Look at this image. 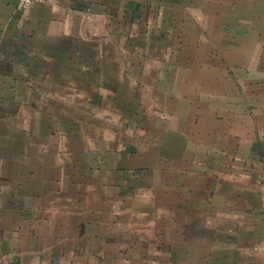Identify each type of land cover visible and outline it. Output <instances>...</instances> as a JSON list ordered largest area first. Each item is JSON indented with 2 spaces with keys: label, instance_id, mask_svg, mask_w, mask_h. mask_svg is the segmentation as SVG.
<instances>
[{
  "label": "crops",
  "instance_id": "crops-1",
  "mask_svg": "<svg viewBox=\"0 0 264 264\" xmlns=\"http://www.w3.org/2000/svg\"><path fill=\"white\" fill-rule=\"evenodd\" d=\"M16 1L0 0V264H264V0ZM106 18L135 19L145 42L159 30L139 20L182 18L218 43L192 60L186 42L163 90L125 95L165 100L152 137L114 131L143 123L106 105L127 77L106 59ZM96 117L112 135L93 139Z\"/></svg>",
  "mask_w": 264,
  "mask_h": 264
},
{
  "label": "rangeland",
  "instance_id": "rangeland-1",
  "mask_svg": "<svg viewBox=\"0 0 264 264\" xmlns=\"http://www.w3.org/2000/svg\"><path fill=\"white\" fill-rule=\"evenodd\" d=\"M43 2V1H42ZM181 2V0H180ZM41 2H34L32 5H30L28 8L32 7L35 4H38ZM181 3H178L177 7H180ZM18 6V0L16 1V9ZM26 8V9H28ZM24 9V10H26ZM20 11V10H19ZM23 11V10H21ZM114 21V22H113ZM135 19L133 18H128L127 20H123V21H119L118 19H110V18H106V59L110 62H112V64H115V68H113L114 70H116V72L118 70H123L126 73V81L119 84V83H113V84H107L112 91L115 90H119L121 92H123L122 96H118L114 99H106V105L111 104L116 105L120 108V106H122L123 108H133V109H140V111L142 112V115L139 116H134V114L130 117H132L133 121L136 122H142L143 123V127L142 130H135V128L130 125L127 126L126 130L120 131L118 130V127L115 126V132L122 135L123 139H127V140H133L136 138V136H139V138H149L152 137L154 135H156L155 130L153 129V126H157L156 124H158L159 122V118L160 120H162L161 115H158L156 113L159 112V110H161L162 107H164L165 105V100L162 98H140V99H130V98H126L125 95L129 92H133V90H137L139 93H141V90L143 88V90H145V92H159L161 90H163V82L161 81L163 77L166 78V75L168 73V71L171 70L170 68V64L168 63V59L170 60H174L177 61L179 59H182L183 57V52H182V47L184 46V44L187 42H189L188 44L191 46V49L188 50L187 55L185 56L186 58L189 59H201V58H206V59H214L216 58V56H214L215 52V45L214 44H218L214 41L213 37L208 34L203 36H185L183 34V23L184 20L182 18H175L172 21H166V18H159L158 20H139V27L142 26H148V27H155L159 30V33H153V34H148L145 36V39L147 40L145 42V40H143L142 38H140V36H136L133 35L131 33V27L135 26ZM225 18L222 19V22H225ZM173 23V25H172ZM142 24V26H141ZM169 25H172L174 27L173 29V35H171V37L167 36L166 34L161 35V30L162 29H166ZM162 27V28H161ZM114 28V30H113ZM120 30V31H125L126 34L124 35H117V34H113V31L115 30ZM170 29V26H169ZM168 29V30H169ZM229 27H226V33L223 32L221 39L223 41H221V43H224L225 41H229V34L228 33ZM147 31V30H146ZM157 31V30H156ZM172 29L169 30V32H171ZM152 33V32H151ZM227 35V37H226ZM184 41V42H183ZM202 42L203 46L206 45L205 42H207L208 48L210 49V51L206 54V56H203L202 52H200V49H198V45ZM151 43H153V45H150ZM191 43V44H190ZM125 46H128V49L131 50L132 46H135V48L133 47L132 50L134 52H123V48ZM151 46L153 51H151ZM174 46V50L170 51V48ZM139 47L141 48H145L143 50L147 51V54L145 55V53L143 54V56H138L136 54V50L139 49ZM157 47V50H155V48ZM150 48V50H149ZM194 48V49H193ZM210 53L212 55H210ZM123 56H125V58H123ZM218 57V55H217ZM139 59H143L146 60V70L145 73H141L139 71V68L137 67V61H139ZM128 61L127 63H125V66H121L120 67V61ZM133 62V63H132ZM135 63V64H134ZM129 64H134V65H129ZM157 64V67L156 65ZM175 73L177 70H174ZM106 77L108 78L109 73L106 72ZM140 74V77L143 76V80H146L145 83H142L141 85L136 84L135 82H127V78H134L135 75ZM178 82V80L176 81V83ZM165 85V84H164ZM141 87V89H140ZM86 100H82L80 102V107H82V109H84V114L82 112H79L80 115V126L79 128H83L85 132V134L88 133V128H89V124L86 122L84 123L83 121L86 119L85 117L88 116L87 114V108L85 106V102ZM103 101V100H100ZM92 109V108H91ZM89 113H91V111L89 110ZM94 112H92L91 117L93 116ZM125 116V115H123ZM75 117V116H73ZM120 117V114H118V116H116V120ZM88 119V118H87ZM123 119V118H122ZM95 123L98 125V127L96 129H93L90 131V133H92V137L93 139H104L106 138V134L108 135H112V132H106V130L104 129V126L101 122V120H99V117L95 118ZM130 120V119H129ZM164 120V119H163ZM120 122V121H119ZM157 122V123H156ZM154 123V124H151ZM82 124V125H81ZM151 124V125H150ZM145 127V128H144ZM147 127V130H146ZM141 133H139V132ZM143 131V133H142ZM116 133V135H117ZM115 137H118L119 135H117ZM83 141L85 142L86 139H83ZM98 147V146H96ZM95 146L91 149H93L92 151H90V154H103V146L100 145L98 147V150ZM106 148V145H105Z\"/></svg>",
  "mask_w": 264,
  "mask_h": 264
},
{
  "label": "built area",
  "instance_id": "built-area-1",
  "mask_svg": "<svg viewBox=\"0 0 264 264\" xmlns=\"http://www.w3.org/2000/svg\"><path fill=\"white\" fill-rule=\"evenodd\" d=\"M44 0H18V10H24L26 8H28L30 5H32L34 2H42ZM263 248H264V244L262 245ZM8 264H23L22 262H19V261H13V262H10Z\"/></svg>",
  "mask_w": 264,
  "mask_h": 264
}]
</instances>
